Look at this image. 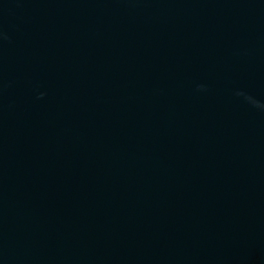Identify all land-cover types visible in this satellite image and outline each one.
I'll list each match as a JSON object with an SVG mask.
<instances>
[{
    "label": "water",
    "instance_id": "obj_1",
    "mask_svg": "<svg viewBox=\"0 0 264 264\" xmlns=\"http://www.w3.org/2000/svg\"><path fill=\"white\" fill-rule=\"evenodd\" d=\"M0 264H264V0H0Z\"/></svg>",
    "mask_w": 264,
    "mask_h": 264
}]
</instances>
